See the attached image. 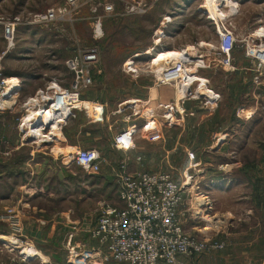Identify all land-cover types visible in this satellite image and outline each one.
<instances>
[{
    "label": "rangeland",
    "instance_id": "obj_1",
    "mask_svg": "<svg viewBox=\"0 0 264 264\" xmlns=\"http://www.w3.org/2000/svg\"><path fill=\"white\" fill-rule=\"evenodd\" d=\"M66 1L0 0V57L8 51V43L4 38L1 22L17 18L19 20L14 48L8 51L0 62L4 76L17 79L18 82L21 81L23 86V94L18 100L16 111L5 115L6 121L9 123L8 127L13 132H19L18 122L25 113L21 111L20 107L26 95L34 96L38 89H44L53 80L59 82L64 88H70L73 75L68 71L66 61L86 50H97L99 52V62L94 68L95 84L84 93L101 94L106 100L107 109L110 113L117 109L120 103L119 99L121 101L131 100L128 103H136V99H140L141 103L144 104L151 97L152 100L148 107L156 108V106L174 98L172 86L158 87L154 84L153 77L146 73L145 61L154 59V57H157L156 55H159L156 60L160 61L165 53L178 52L193 47L196 50L195 52L204 55L205 60L208 62L207 65L214 66L217 64L211 53V49L217 47L214 22L211 15L206 13L210 11L205 7L212 3L211 0H77L75 5L70 6L69 13L60 16L55 22L32 23L34 15L44 14L49 9L65 6ZM225 1L227 3H222L221 6L224 4L229 5L230 1ZM259 1L264 2V0H257V2ZM139 2L142 7L140 9L135 7L136 9L133 10L132 7ZM106 5L114 6L113 11H106ZM225 11L221 10L220 13L218 11L214 19L218 20L219 15L221 18L225 15ZM98 21H100L102 30V36L100 35V37L95 35ZM151 47H155L153 57L142 55ZM138 53L142 55L141 60L139 59L142 74L140 78L136 79L123 71V65L132 55ZM201 74L208 77L207 69L201 71ZM16 77H21V80ZM210 86L223 93L222 70L216 73L213 80H210ZM150 88L154 89L150 91ZM149 92L152 93L151 96H149ZM81 98L83 104H89L90 108L87 109L80 104L78 106L81 110H88L92 114L93 106L91 102L93 101H87L83 96ZM158 99L162 102L155 101ZM187 106L197 111L196 113L199 112L200 119L196 116L185 117V123L182 122V126L163 127L164 132H158L159 129L150 127L149 132L152 134V139H157L158 135L162 133L165 142L157 145L146 144V147L151 149L149 151L153 153L152 155L157 158L155 164L162 161L160 169L156 166L147 169L151 171H168L173 173L177 180L188 163L186 150L192 149L197 152L199 161L203 166V162L209 164L206 169L207 173L213 171L217 176L224 161L222 157L219 159L217 153L212 154L211 151L219 149L222 144L234 147L246 143V132H244V135H241L240 132H234L235 130L230 132L229 129L226 130L228 132H213L216 121H220L225 126L234 124V128L240 127L243 121L237 117L236 113H231V115L226 113L225 116L221 115L220 119L214 121L215 119L211 116L212 113L203 110L201 104L195 102L188 103ZM156 112L161 113L160 110ZM75 113L77 117H72L70 120L73 121L72 126L80 124V116L86 117L84 112L76 111ZM100 114H103V111ZM46 132H53L52 127ZM163 136L162 138H164ZM219 137L221 141L216 142ZM137 139L136 136V142ZM252 139V144L260 141L259 143L264 145V132H255ZM28 143L25 140L24 144ZM43 145L45 149L49 147L48 143ZM58 150L60 149L57 148V155ZM114 151L115 157H118L117 163L120 167V163L127 159L126 154L115 148ZM43 152H49V150ZM63 154L68 155L67 152ZM213 155H216L215 159L217 160L212 159ZM165 164H168V167ZM68 168L70 173H67V179L64 183H67L65 185V200L58 196L60 191L59 181L54 187V192L57 195L51 197V199H34L33 196L23 197L20 202L9 201L8 208H18L23 211L24 216L29 211L36 210V216L47 217V222L54 219L60 212L66 211L70 217V232L68 234L74 233L72 241L81 244L87 240L88 231L93 227L103 204L120 206L117 194L118 173L115 176L103 171L99 174H90L73 162L70 163ZM206 171L197 177L198 185L189 193V196L193 199L191 204L194 210L198 208L194 204L195 195L202 190H207L211 185L210 179L206 181L199 179L206 175ZM204 183L208 186H204ZM197 187L199 189H196ZM30 189L29 186L28 188L27 186L24 187L27 196ZM218 198L221 204L214 203L216 210L221 209L224 203L221 196H218ZM42 225L50 231L51 239L47 244L39 247L38 250L35 248L39 253L41 252L39 254L40 259L47 262L48 257H50L53 264H64L66 261L67 238L61 240L58 237H53L54 232H59L57 225L52 230L49 229L50 224H47L45 220ZM64 231L68 232L69 228ZM10 233L9 226L0 223V235L12 237ZM26 242L32 244L29 240H26ZM8 257L9 255H5L3 261H7ZM40 259L32 264H41Z\"/></svg>",
    "mask_w": 264,
    "mask_h": 264
},
{
    "label": "built area",
    "instance_id": "obj_2",
    "mask_svg": "<svg viewBox=\"0 0 264 264\" xmlns=\"http://www.w3.org/2000/svg\"><path fill=\"white\" fill-rule=\"evenodd\" d=\"M229 1V5L218 7L219 13L221 10H226L225 15L221 18L219 15L218 20L212 19L217 47L211 49V53L217 66L226 69L233 67V55L239 43L234 20L239 14L240 6L235 0ZM76 2L77 0H67L65 6L49 9L44 14H36L32 17V23L55 22L60 16L68 14L70 6L75 5ZM135 5L132 7L133 10L142 7L140 2ZM113 9L112 5L105 6L108 12H112ZM1 23L4 38L8 43V51H10L14 48L19 20L17 18ZM97 23L95 35L100 37L102 36L100 21ZM254 37L257 38L258 43L254 47H247V50L248 55L258 61V75L254 78L258 82L264 74V28H258L254 32ZM243 43L248 46L246 40H243ZM8 51L0 57V62ZM181 52L178 57L165 58L160 63L156 60L159 55L150 61H145L146 73L153 77L156 86H172L174 89V101L161 104L164 105L163 110H160L161 113H157L155 108L148 107L151 98H148L144 104L140 99H136V103H129L126 107L128 101L122 104L124 107L122 111H130L126 119L128 125L115 134L113 147L126 154V157L137 149L138 126L131 121L132 119H140L147 126L160 129L180 125L185 117L194 116L197 111L189 110L188 103L201 104L202 109L208 113H214L218 109L222 94L210 86L208 77L201 74V71L211 67L206 64L204 55L199 53V56H192L184 51ZM144 53L142 55L153 57L152 54ZM142 55H132L124 63L123 71L133 78H140L142 70L139 59ZM98 62L97 50H86L68 59L66 67L73 75L70 88H64L59 82L53 80L44 89L38 90L33 97L27 99L24 103L25 113L18 122V129L23 134V142L26 140L24 119L28 118L26 115L32 107V102H37L35 116L38 115L40 107L51 108L54 104L62 105L64 112L57 113L52 121L61 119L67 121L75 117L76 111L84 112L91 118L94 117L95 112L100 114L103 111V106L98 102H91L92 114L88 110L77 107L82 102L81 97L84 91L95 84L94 68ZM195 76L201 77L203 81L197 82ZM9 79L4 76L3 68L0 66V112L6 110L7 101L13 99L21 86V83L17 82L14 92H6ZM65 123H62L61 127ZM39 128H41L40 125ZM50 140L52 136L49 135L48 142ZM216 140L220 142L221 138ZM186 158L188 165L181 172L179 180H176L173 173L168 171L130 172L128 160L125 159L120 164V171L117 174L120 206L110 204L101 206L93 227L88 231V237L95 242V246L74 243L72 241L74 234L69 235L64 264H183L179 261L182 256L195 258L225 249L223 242L199 239L188 234L183 227L182 217L187 214V211L181 210L184 204L183 195L198 185L197 177L206 171L196 151L187 149ZM67 159L69 163L77 164L87 173L99 174L101 171L102 156L97 149H77L69 153ZM141 160V157H137V161L141 162ZM227 167L228 165H222L219 170L225 171ZM195 204L197 205V202ZM197 207L198 210L190 211L191 215L195 219L204 220L213 209L212 201L205 196L199 201ZM22 221L23 213L15 207L7 208L0 215V223L9 226L10 234L19 243L16 246L19 248L14 250L7 248L3 243L0 244V259L4 254H8L10 264H28L33 259L22 252L26 246L35 249L23 238ZM43 262V264H51L49 261Z\"/></svg>",
    "mask_w": 264,
    "mask_h": 264
},
{
    "label": "crops",
    "instance_id": "obj_3",
    "mask_svg": "<svg viewBox=\"0 0 264 264\" xmlns=\"http://www.w3.org/2000/svg\"><path fill=\"white\" fill-rule=\"evenodd\" d=\"M235 1L239 4L240 10L234 20L239 43L234 51L233 67L221 69L222 67H218L217 64L210 65L207 75L209 80H213L217 72L222 70L223 73V93L220 91L222 100L218 109L211 115L215 119L214 121L220 119L221 115L225 116L226 113L229 115L236 113L237 117L243 121L238 128H234V124L225 126L220 121H216L213 132H228L227 129L230 132L233 130L240 132L241 135L246 132V143L234 147L222 144L219 149L211 151L212 154L217 153L219 159L222 157L223 165H228V167L225 171L219 170L217 176L213 171L208 173L206 171V175L199 178L204 181L210 179L211 182L209 187L211 189L208 188L199 193L209 197L212 201L213 209L206 219H195L191 215L190 211L194 210L191 204L193 199L189 196L191 190L183 195L184 204L181 210L187 211V214L182 217L185 231L199 239L219 241L225 244V249L222 251H215L195 258L182 256L179 261L183 264H264V145L259 143L260 141L255 144L251 143L255 132H264V74L262 73L260 81H255L254 78L258 75V61L249 56L247 50V47H254L258 43L254 32L260 27L264 28V2H257V0ZM243 40L247 41L248 46H245ZM16 78L21 80V77ZM153 89L150 88V91ZM86 93L83 94V97L87 101L98 102L103 106V114L95 112L93 118L86 114V117L80 116L78 126H72L73 121H70L72 118L68 119L69 122H66L62 127V140L59 141L57 137L52 136L53 140L48 142L49 147L46 149L43 146L40 148L35 145H25L22 140V132H13L8 127L9 123H7L5 115L16 111L18 100L23 94L22 83L15 94L16 97L14 96L10 104L7 105L8 108L0 112V215L8 208L9 201L20 202L23 197L32 196L34 199H51L57 195L54 192V187L59 181L58 196L65 200V185L67 183H64L67 173H70L68 172L70 163L67 156L63 154L64 151L69 154L72 149H97L102 156L101 171L114 176L120 171L117 163L118 157H115L113 138L128 125L126 120L128 111H122V104L129 99L124 101L119 99L120 103L117 109L110 113L106 100L101 94ZM148 94L152 95L151 92ZM31 97L33 96L27 94L21 104L20 108L23 113L25 112L24 103ZM174 99L175 95L170 101L172 102ZM155 101L162 102L160 99ZM187 108L190 110L189 106ZM195 116L200 119L199 112L192 117ZM131 121L138 126V139L137 149L126 157L129 163L128 171L155 172L147 168L156 166L160 169L162 161L155 164L157 158L152 155L153 153L149 151L151 149L147 148L146 144L164 143L165 137L161 133L154 140L149 132L150 126L144 124L140 119ZM184 121L185 118L182 122ZM197 125L199 126V124ZM176 126H182V124ZM158 132H164L163 127ZM57 148L64 151L57 155ZM44 150H49V152H43ZM166 154L168 156V152ZM216 155L212 156L213 160H217L215 159ZM137 157L142 158L141 162L137 161ZM203 163L207 169L209 164ZM165 166L168 167V164ZM26 186L31 188L28 196L24 190ZM204 186L208 185L204 183ZM199 194L195 195L194 204L198 203L199 198H203ZM218 196H221L224 203L221 209L216 210L214 203L221 204ZM42 212L44 213V211ZM36 213V210L29 211L25 216L23 213L21 232L23 238L31 241L37 250L51 239L50 231L42 225L44 220L50 224V230L56 225L59 227V232H54L53 237H58L61 240L67 238L68 241V235L74 234H68L70 232V217L66 211L60 212L48 222L46 221L47 217L36 216ZM67 228L69 231L65 232L64 230ZM85 243L89 246L96 245L89 237ZM37 250L36 252H39ZM49 251L51 252V250ZM3 257L0 259V264H10V257L7 261H3ZM37 260L39 258L32 259L28 264ZM48 261L53 264L50 257H48ZM43 263L41 261V264Z\"/></svg>",
    "mask_w": 264,
    "mask_h": 264
},
{
    "label": "bare ground",
    "instance_id": "obj_4",
    "mask_svg": "<svg viewBox=\"0 0 264 264\" xmlns=\"http://www.w3.org/2000/svg\"><path fill=\"white\" fill-rule=\"evenodd\" d=\"M211 1H212V3L210 5L205 6V7L208 8V10L212 13L211 14L210 12L207 11L211 15V18L213 20H215L214 19L215 15L218 12L217 8L220 7L222 3H227V2L225 0H211ZM223 6H227V5L224 4ZM155 45H156V43H155ZM148 50H149L148 53H144V54H152L153 55V51L155 50V47H151ZM181 51L186 52V54H191L192 56H199L198 52H195L196 50L193 47H189L186 49H182L178 52L177 51H170L168 53L163 54L161 57V60L158 61V63H160L165 58L178 57L182 53ZM137 56H141V54H137ZM205 61L207 64L208 63L207 60H205ZM195 77H196L197 82L203 81V79L201 77H199V76H195ZM17 82H18L17 79L10 78L9 79V85L6 89V92H14L15 86L17 85ZM9 104H10V101H7V105H9ZM36 104H37V102H32V107L29 110L28 114L26 115L28 118L24 119V124H25L24 129H25L26 136H27V137L25 136V139L27 141L29 139H32V141H28V142L34 144L36 147H42V146H44L43 144H47L48 140H49V135L57 137V140L60 141V139L62 138L61 124L64 123L65 121L63 119H61V117H60L61 120H58V121H52V119L54 118V116L57 115V113L60 114V113L64 112L62 109V105L60 106L58 104H54L51 108L40 107L39 108L40 111H38V115L35 116L34 113L37 111V109H35ZM127 104H129V103H127ZM132 104H134V103L132 102ZM80 105H84L85 108H87V109H88V107L90 108L89 104H83V102L82 103L80 102ZM77 107L80 108V106H77ZM163 108H164V105H161V106L158 105V106H156L155 110H163ZM53 109H55V110H53ZM66 114H67V112H66ZM39 125L41 126V128H39ZM51 127L53 129V132L47 133L46 130H48ZM49 142H51V141H49ZM58 151L60 152V150H58ZM63 151H61V152H63ZM74 151L75 150L72 149L70 151V153H72ZM64 152H66V151H64ZM203 199H204V197L199 198V201H201ZM199 201L197 204H199ZM0 241L3 242V244H5V246L9 249L14 250V249L19 248V247H16L19 243L15 240V237L7 236V235H0ZM22 252L27 257H30L33 259L37 258V257L41 258V256L39 255L40 254L39 252H36L35 249L29 248L28 246H26ZM47 262H48V260H47Z\"/></svg>",
    "mask_w": 264,
    "mask_h": 264
},
{
    "label": "water",
    "instance_id": "obj_5",
    "mask_svg": "<svg viewBox=\"0 0 264 264\" xmlns=\"http://www.w3.org/2000/svg\"><path fill=\"white\" fill-rule=\"evenodd\" d=\"M28 141H32V139H29ZM3 242L0 241V244H2Z\"/></svg>",
    "mask_w": 264,
    "mask_h": 264
}]
</instances>
